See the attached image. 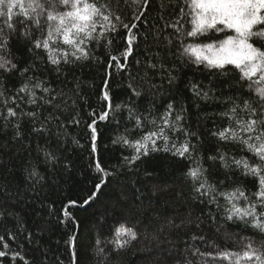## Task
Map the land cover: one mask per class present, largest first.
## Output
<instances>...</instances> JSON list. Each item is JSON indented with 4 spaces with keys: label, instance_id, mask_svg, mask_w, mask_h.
Returning <instances> with one entry per match:
<instances>
[{
    "label": "snow or ice",
    "instance_id": "obj_1",
    "mask_svg": "<svg viewBox=\"0 0 264 264\" xmlns=\"http://www.w3.org/2000/svg\"><path fill=\"white\" fill-rule=\"evenodd\" d=\"M135 3L140 10L133 13V19L148 26L142 34L137 23H125L114 13L107 0H0V127L12 133L7 142L20 145L29 156L32 149L26 145V138L35 135L45 140L43 146L36 145L35 158L26 163L25 181H33L31 190L36 191L45 179L40 165L58 163L56 151L50 150L51 141L59 146L62 136L67 140V129L81 123L79 101L83 97L80 81L74 76L69 80L73 69L93 60L101 63L106 54V76H111L112 68L127 71L133 46H139L142 37L145 57L136 59L137 71L129 73L128 100L114 103L109 80L105 79L101 96L104 108L99 112L90 109L86 128L90 133L91 166L98 182L83 198V205L97 198L112 174L95 155L97 123L115 121L122 131L111 143L130 150L129 155L121 157V167L135 166L161 151L183 158L189 165L183 175L190 190L196 201L208 208L206 215L202 212L188 220L187 225L196 231L186 234L180 250L182 259L177 264H264V240L257 244L254 239L264 236V0H157L152 21L144 19L151 0ZM117 44L122 50L113 54ZM17 45L23 47L27 60L14 52ZM97 49L102 55H96ZM192 66L214 79L207 84L195 78L182 79L183 67ZM50 74L57 80L63 77L60 83L64 87L55 85L48 78ZM222 76L228 79L221 80ZM69 83L75 86L65 91ZM181 84L194 101L221 106L219 112L208 117L214 121L207 131L216 142L213 149H205L202 136L191 130L185 115L188 107L175 96L163 112L157 109L155 114H145L133 104L134 98H142V89L153 94L163 88L179 93ZM124 112L125 120L116 121V116ZM70 142L81 146L76 138ZM2 155L0 149V161ZM5 167L0 162V168ZM70 167V163L65 164L66 170ZM54 203L47 206L49 216L54 214ZM78 204L70 199L61 205L59 223L67 221L78 228L70 211ZM17 207L22 210L20 199L0 203V264L4 258L37 264L23 248L35 236L51 231L45 227L50 221L34 222L33 231L25 226ZM218 217L241 224V231L249 235L240 236L236 248L209 242L199 234L201 225L205 219L215 224ZM182 226L183 221L176 225ZM236 235L226 233L225 238L235 240ZM137 239L138 233L125 224L115 227L111 239H101L97 234L91 245L97 264H104L109 247L119 251ZM77 241L76 231L64 241L71 264H80ZM56 264H62L59 258Z\"/></svg>",
    "mask_w": 264,
    "mask_h": 264
},
{
    "label": "trees",
    "instance_id": "obj_2",
    "mask_svg": "<svg viewBox=\"0 0 264 264\" xmlns=\"http://www.w3.org/2000/svg\"><path fill=\"white\" fill-rule=\"evenodd\" d=\"M107 2L112 11L118 13L125 23L135 22L139 25L138 31L141 34L145 32L148 26L133 19V13L138 14L140 10L135 0H107ZM156 12L157 0H151L144 19L152 21ZM121 35H124L123 31ZM150 40L149 35V42ZM133 47L134 52L129 57L127 71L122 72L112 68L111 76H106V54L103 55L101 63L93 60L73 69L69 80L74 76L80 81L79 93L83 97L79 101L81 123L77 127L67 129V140L62 136L59 146L54 139L51 141L50 150L56 151L58 163L48 166L40 165L39 170L45 179L36 186V191L31 190L33 181H25L24 168L29 159L35 158L36 145L43 146L45 140L35 135L27 137L25 143L32 149L29 156L20 145L9 144L7 141L12 133L0 127V149L3 151L0 162L6 165L5 168H0V203L11 204L16 199H20L22 210L20 207L16 210L20 212L25 226L33 231H35L34 222L50 221V224H45V227H50L51 231L42 236H35L32 242L25 244L23 248L27 257L35 259L37 264L42 262L56 264L57 258L62 264H71L70 250L64 241L74 231L78 233L77 253L80 264H85L86 261L87 264H97L91 249L94 238L99 234L101 239L105 237L111 239L115 227L119 224L133 228L138 233V239L119 251H112L109 247V255L104 264H177V261L182 259L180 250H183L185 246L183 241L186 239V234L196 231L187 225L188 220H194L202 212L207 214L208 208L196 201L190 190V183L183 175L189 166L183 158L161 151L143 158L135 166L128 168L120 166L121 157L129 155L130 150L111 143L118 132L122 131L117 129L115 121H98V152L95 154L112 174L106 178L107 183L94 201L87 205L82 203L83 198L94 190V184L98 182V174L91 166L93 157L90 155V133L86 128V124L90 122L89 112L90 109L99 112L104 108L105 102L101 96L105 79L109 80L114 103L128 100L129 73L137 71L135 60L145 57V40L142 37L139 38V46L134 44ZM120 50H122L121 46L115 45L113 54ZM14 52H17L22 60H27V53L22 46L17 45ZM96 55H102L99 49L96 50ZM180 75L182 79L195 78L205 84L209 79H214L208 78L206 73L196 72L194 66L183 67ZM48 78L55 85L64 87L60 83L63 77L57 80L55 74H50ZM220 79L228 78L222 76ZM74 86L73 83H69L65 91ZM173 96L188 107L185 114L187 124L191 126L192 131L202 136L205 149H213L216 142L208 137L207 131L212 129L214 121L208 117L221 110L219 104L194 101L190 93L183 89L182 84L179 93L174 89L163 88L159 93L153 94L150 90L142 89V98H134L133 104L145 114L149 112L155 114L157 109L163 112ZM197 103L200 104L199 107L196 106ZM44 115H47V112ZM126 117L127 112H124L117 115L115 119L123 122ZM215 123L220 122L216 120ZM24 127L27 129L28 125L25 124ZM71 138L78 139L81 146L71 143ZM242 154L236 153L237 156ZM68 163L71 167L66 170L65 164ZM146 172H151L152 175L148 176ZM70 199L79 202L77 207L70 209L79 223L78 228L67 221L63 224L59 223L62 219L59 212L61 205ZM53 202H55L54 214L49 216L47 206ZM182 221L184 226L177 228L176 225H181ZM201 227L202 232L199 234H203L209 242L214 241L222 248H236L239 237L249 235L248 232L241 231L243 227L241 224L226 222L220 217L215 224L205 219ZM226 233L237 234L235 240L226 239ZM254 239L259 244L264 240V236H256ZM20 243L23 242L20 241ZM13 250H16L15 245ZM3 264H20V262L4 258Z\"/></svg>",
    "mask_w": 264,
    "mask_h": 264
}]
</instances>
